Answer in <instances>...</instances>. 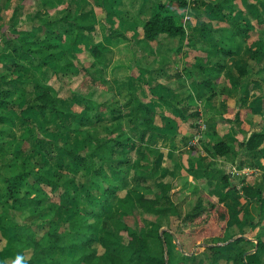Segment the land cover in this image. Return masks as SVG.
I'll return each instance as SVG.
<instances>
[{
  "label": "trees",
  "instance_id": "trees-1",
  "mask_svg": "<svg viewBox=\"0 0 264 264\" xmlns=\"http://www.w3.org/2000/svg\"><path fill=\"white\" fill-rule=\"evenodd\" d=\"M238 2L245 5L246 0H193L192 5L187 0H166L165 3L161 0H144L135 16L142 20L141 33L134 37L135 43L129 48L136 47L141 51L158 53L157 49L168 44L166 41L182 38L185 29L180 18L164 10L173 4L180 8L189 7L191 17L200 26V34L209 39L210 46H203L201 50L205 53V58H196L192 69L190 68L199 97L205 96V88L214 89L230 56H237L242 50L246 51L247 62L231 65L227 72L226 86L223 88L224 94L235 91L238 96L237 105L247 98L252 87L261 88L251 99L252 102L259 100L262 106L261 126L244 137L239 144L241 151L236 164L241 168L246 158L258 157L260 148H264V1L253 6L255 25L261 28L258 39L254 41H250L253 32L251 21L242 17L238 19L236 15L240 9ZM52 3L53 0H48L45 7H51ZM150 7L151 11H148ZM122 13L120 19L125 21V12ZM40 14L36 10L29 17V22L36 36L41 34L40 38L43 37V43L50 50L58 48L54 41H64L67 37L70 38V44L77 47L81 37L86 32L93 31V27L85 21L87 13L83 9L77 13L74 7L68 6L61 16L53 18H45V11L41 16ZM211 14L216 18H212ZM108 34L111 45L129 41L118 29H110ZM37 40L25 35L9 39L5 44V51L10 53L7 59L14 55L28 60L40 57L41 50L35 47ZM152 43L157 44L156 49ZM187 44L192 46L194 41L189 40ZM109 50L110 47L100 42H92L88 52L98 60ZM59 61L62 74L78 76L85 73L92 84L105 80L101 68L93 69L96 67L95 63L90 67H78L66 56ZM143 69L147 75L151 74L150 68ZM83 83L71 91L72 97L84 109L78 125L89 127L94 122H100L103 114L110 118L113 125L105 126V136L89 135L92 146L84 154L68 152L71 162H79L82 170L89 171L83 182L84 193L78 194L74 192L71 185L73 180L68 175L60 172L51 176L47 174L48 164L42 160L41 155L36 154L20 161L16 151H10L11 157L6 156V151L10 150L8 145L15 143L16 138L6 122L10 115L5 110L16 109L23 102L24 90L36 84L20 74L15 77L7 73L0 76V224L14 230L15 238L12 242L21 244V252L31 250L29 259L22 264H264V210L260 207L264 199L263 192L225 172L219 176L224 192L216 202L208 196L197 197L192 208L185 210L187 199L177 200L172 192L175 178L170 181L162 179L157 166L159 153L155 154L148 147L155 135V112L147 102L138 92L129 90L126 117L143 147L141 151H137V159L133 161L130 152L134 148V142L122 131L120 109L112 107L111 100L94 99L95 90H91L87 97V92L84 93L82 89L86 87L88 90L90 85L84 86ZM216 94L212 91L207 102H212ZM178 103L182 104L183 101L179 100ZM208 106L213 105H207V109ZM47 108L60 111L55 92L48 88L35 93L26 110H34L43 115ZM179 112L183 118L186 117L185 114L191 118L198 117L197 111L188 113L184 108H179ZM71 118L76 119L78 116L73 113ZM29 134L30 128H27L25 135ZM230 142L231 140L217 142L207 152L213 159L228 158L230 147L227 143ZM130 168L135 173V186L120 196V191L125 190V180ZM205 168L211 169L216 176L218 169L215 161L205 163ZM146 180H150L153 185L151 190L145 188L149 191L141 189V184ZM43 186H48L53 191L62 189L58 200L46 196ZM194 193L195 191L192 194ZM233 193H239L254 210V217L244 220L251 231L260 226L251 238L244 233L231 234L227 225L229 214L224 202L231 200L233 205H240ZM61 200L65 202V208L75 203L77 209L74 218L65 224L55 220ZM111 200L114 204L108 214L103 216ZM136 205L144 211L156 214L164 210L170 211L182 223L195 222L193 228L186 230V235L196 237L198 240L195 247L202 251H193L186 255L183 241L170 244L168 238L174 241V235L160 226L152 224L147 232L140 221ZM15 211L19 214L23 211L24 222L18 221V218L16 220ZM113 224L123 233L122 239L111 230ZM41 228H46V232L38 239L37 231ZM99 229H103V234L97 236ZM124 238L126 239L123 242ZM149 239L156 241L158 248L152 249ZM94 243L97 246L94 247ZM224 246L232 247L233 251L223 252L220 248ZM175 254L178 255L177 258ZM172 259L180 261L173 263ZM0 264L4 263L0 261Z\"/></svg>",
  "mask_w": 264,
  "mask_h": 264
},
{
  "label": "rangeland",
  "instance_id": "rangeland-1",
  "mask_svg": "<svg viewBox=\"0 0 264 264\" xmlns=\"http://www.w3.org/2000/svg\"><path fill=\"white\" fill-rule=\"evenodd\" d=\"M47 1L0 0V76L5 73L13 77L20 74L26 79L33 80L36 84V86L28 87L26 91L24 90L23 102L17 105L16 109L5 110L10 115V119L6 122L16 138L15 143L8 145L10 150L6 151L7 157H11L10 151L17 152L19 161L39 154L42 160L48 164L47 174L51 176L56 172H60L68 175L73 180L71 185L74 192L83 194V182L89 171L82 170L79 162H71L68 152L84 154L92 146L89 135L105 136V126L113 125L106 114H103L100 122H94L89 127L78 125L84 109L72 97L71 91L84 82L86 84L83 83L84 86L90 85L89 91L86 90V87L82 89L84 93L87 92V97H89L91 90H95L94 99H99V101L111 100L112 107L120 109L122 116L119 121L122 131L134 142V148L130 152L133 161L137 159V151H141L143 147H141L135 133L131 130V123L126 117L129 90L138 92L155 112L153 119L155 135L148 147L155 154L159 153L157 166L162 179L170 181L175 178L172 192H174V198L177 200L180 198L187 199L185 210L189 211L192 208L197 197L208 196L216 202L217 197L224 192L219 176L225 172L233 173L238 180L244 179L246 182H256L257 179H261L260 181L264 183V172L261 169L264 163V148H260L258 157L246 158L241 168H238L236 164L237 156L241 151L240 142L261 126L262 106L259 100L251 101L261 91V88L252 87L248 91L247 98L238 105L236 104L237 94H229L230 91L226 94L223 92L228 79L227 72L231 69V65L247 62L248 55L245 50H242L237 56H230L226 60V66L217 81V85L213 90L205 88V96L199 97L196 81L190 73V68L192 69L196 58L200 60L205 58L206 55L201 50L204 48L203 46H210L209 39L200 34V26L191 17L189 7L180 8L173 4L164 10L180 18L185 29V35L178 40L166 41L168 44L161 46L160 49H157L158 53H156L155 51H141L136 47L129 48L135 43L134 37L139 36L141 33L142 20L140 17L135 16L144 0H72V4L70 3L71 0H53L51 7H45ZM165 1L161 0L163 3ZM187 1L189 5L193 4V0ZM262 1L264 0H246L245 5H240L238 2L240 7L239 12L236 14L238 19H241V17L247 18L253 24L250 41L258 39L261 32V28L255 25L254 22L253 6L256 3L261 4ZM68 6L74 7L77 13L83 9L87 13L85 21L93 27V31L86 32L81 37L80 44L77 47L71 45L70 38L67 37L64 41L56 40L53 42L58 45L57 50L47 49L46 43L42 41L43 37L40 38L41 34H37L39 36L37 37L33 31L29 17L36 10L41 12L40 16L45 11V18L61 16ZM149 10L151 11V7ZM122 12H125L127 18L125 21L120 19L123 15ZM211 16L214 19L216 18L213 14ZM85 21L83 22L85 23ZM110 29H118L129 38V41L111 45L108 38ZM17 35H25L32 39L37 38L35 47H39L41 50L39 53L41 58L37 56L28 60L25 58L19 59L14 55L7 59L10 53L5 51V44L9 39L16 38ZM189 40L194 41L192 46L187 44ZM92 42H100L110 47V50L102 58L96 60L88 52ZM152 46L156 49L157 44L152 43ZM172 48L175 50H172ZM63 56L73 60L78 67L83 65L90 67L92 63H95L96 67L93 69L101 68L104 82L92 84L85 73L78 76L67 73L62 74L59 59ZM144 67L151 69L150 75L145 73ZM46 88L55 92L57 107L60 111L47 108L44 114L41 115L37 111L26 110L33 95ZM212 91L217 93L216 97L212 102H207V97L211 95ZM179 100H182L183 103L177 104ZM210 104L213 106H208L207 109L206 106ZM179 108H184L188 113L197 111L198 117L191 118L185 114L186 117L183 118ZM170 110H175V114L171 113ZM73 113L78 118H71ZM171 114L176 121L172 119ZM169 123H172V126H168ZM27 128H30L29 135H25ZM223 140H231L230 143H227L230 147V156L228 158L216 157L213 159L208 154L207 149ZM208 161H215V166L218 169L216 176L211 169H208V174L203 172L202 178L199 179L193 176L192 178L189 172L205 169V163ZM134 174V170L130 168L125 180V190L120 191V196L135 186ZM152 186V182L146 180L141 184V189L146 190L145 188H149L151 190ZM42 188L46 196L53 197L54 200H58L59 194L62 193V189L53 191L48 186ZM194 191L195 193L192 194ZM113 204L114 201L111 200L103 216L108 214ZM59 205L55 220L61 224L68 223L69 220L74 218L77 211L75 203L65 208V202L61 200ZM223 205L227 208L230 220H238L244 225L243 231L247 230L244 232L245 236L253 237L250 235L255 230L253 232L249 230L244 220L254 217V210L247 203L235 206L231 200L225 201ZM260 207L264 208V202L260 204ZM136 210L147 232L150 231L152 224L160 226L169 234L174 235V241L168 238L170 244H178L183 241L186 255L193 251L200 252L202 250L195 247L198 240L196 237L188 236V238L186 235V230L193 228L195 222L182 223L170 211L164 210L156 214L144 211L137 205ZM14 213L16 220L18 218V221H25L23 211L20 214L17 211ZM111 230L116 232L119 238H123V233L115 224L112 225ZM236 230L235 228V232H237ZM45 232L46 228L38 229V239L43 237ZM230 232L232 234L233 230ZM102 234L103 229L97 230V236ZM14 238V230L9 226L0 224V261L4 264H22L32 254L31 250L21 252L19 250L21 244L12 242ZM148 242L152 249L158 248V243L153 239H149ZM93 246H97V243H94ZM220 249L233 251L230 246H224ZM174 256L175 258L178 257L177 254ZM172 261L176 263L180 260L172 259Z\"/></svg>",
  "mask_w": 264,
  "mask_h": 264
},
{
  "label": "crops",
  "instance_id": "crops-1",
  "mask_svg": "<svg viewBox=\"0 0 264 264\" xmlns=\"http://www.w3.org/2000/svg\"><path fill=\"white\" fill-rule=\"evenodd\" d=\"M0 15H1V11H0ZM167 92H172V91H167ZM235 94L236 95V93H235V91L234 90H231L230 92H229V94ZM173 94V93H172ZM175 96V95H174ZM170 112L171 113H173V114H175V110H173V111H171L170 110ZM171 117H172V119L174 120L175 119V117H173L172 116V114L170 115ZM174 121H176V120H174ZM174 123H176V122H174ZM178 123V122H177ZM168 126H172V123H169L168 124ZM162 143V142H161ZM164 143V142H163ZM194 168H195V166H194ZM262 170H263V172H264V163H263V168H261ZM208 169L207 168H205V169H197V170H195V171H190L189 173H190V175H191V177L193 176V177H196V178H202V173L203 172H205L206 174H208V171H207ZM233 174V173H232ZM234 175V174H233ZM192 177V178H193ZM261 180V179H260ZM260 180H258L257 179V181L255 182V181H252V182H250V181H248V182H246L244 179H243V181H245V183H247V184H251L252 186H254L255 188H258V189H260L262 192H263V198H264V183H263V181L261 182ZM223 191V190H222ZM233 195H234V197L240 202V204L241 205H243L244 203H247L241 196H240V194L238 193V194H236V193H233ZM220 196V195H219ZM218 196V197H219ZM217 197V198H218ZM263 202H264V199H263ZM263 202H262V204H263ZM255 203H257V202H255ZM255 205H258V203L257 204H255ZM263 210H264V208H262ZM255 221V220H254ZM264 224V223H263ZM263 224H260V225H263ZM227 225L230 227V231L231 230H233V232H232V234H237V235H239V234H242V233H244V232H246L247 230L245 229L244 231H243V228H244V225H242L238 220L237 221H231L230 220V217H229V219H228V222H227ZM247 227V226H246ZM235 228L237 229L236 231L237 232H235ZM259 228H260V226L259 227H254L253 229H252V232H253V230H255V232H253V234H251L250 236H254L257 232H258V230H259ZM245 234V233H244ZM202 251V250H201ZM200 251V252H201ZM223 252H227V251H224V250H222Z\"/></svg>",
  "mask_w": 264,
  "mask_h": 264
}]
</instances>
